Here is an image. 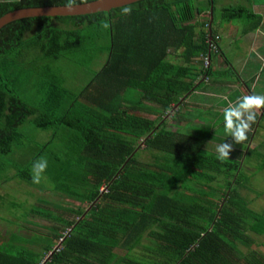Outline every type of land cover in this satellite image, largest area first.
Listing matches in <instances>:
<instances>
[{
	"label": "trees",
	"instance_id": "trees-1",
	"mask_svg": "<svg viewBox=\"0 0 264 264\" xmlns=\"http://www.w3.org/2000/svg\"><path fill=\"white\" fill-rule=\"evenodd\" d=\"M218 1L142 0L125 6L129 13L27 18L0 30V173L13 172L3 181L33 185V162L46 157V191L77 203L39 199L29 214L52 225L23 224L33 237L12 234L6 242L15 246L0 250V264H264L263 252L241 251L253 245L248 232L264 235V215L237 192L243 155L219 161L207 151L209 128L192 130L186 118L190 96L214 74L212 55L224 56L213 28ZM242 1L224 6L220 19L242 20L244 34L255 32L262 17L249 8L253 0ZM65 5L0 2V17ZM32 49L40 54L29 59ZM103 52L99 70L74 95L48 64ZM168 120L188 130L168 129ZM28 123L52 132L30 151ZM143 150L150 162L140 160Z\"/></svg>",
	"mask_w": 264,
	"mask_h": 264
},
{
	"label": "rangeland",
	"instance_id": "rangeland-1",
	"mask_svg": "<svg viewBox=\"0 0 264 264\" xmlns=\"http://www.w3.org/2000/svg\"><path fill=\"white\" fill-rule=\"evenodd\" d=\"M242 0H219L217 5V10L215 12L214 16V25L213 28L215 31L219 30V28L225 27V34L226 37L230 38L231 35L239 32L237 36H234V38L230 39H224L225 43V49L224 52L226 56L229 58L231 55H236L239 58L242 59H250V61H255V49L257 46H253L251 48V37H242V29L245 26V23L242 22V20H234L231 23H223L220 19V12L221 9L224 6H233L238 3H242ZM254 5L249 6V8L257 12V14H261L263 16L264 14V0H253ZM264 17V16H263ZM206 20L205 16L199 17V21ZM263 25V24H262ZM262 27V26H261ZM264 34V26L261 29ZM231 34V35H230ZM29 34L27 35V37ZM26 37V38H27ZM264 40V36H260ZM101 41L104 43V46H106L105 40L101 39ZM101 41L99 40V46ZM98 43V42H97ZM101 47V46H100ZM239 48V49H238ZM238 52H237V51ZM29 56L27 58L31 59L32 57H36L39 55V51L37 50H31V53H28ZM106 57V52H103L101 54H98L94 60H91L89 57H86L84 55H81L79 57H71L69 59H73V63H71V60L66 58H60L59 61L63 63H57V61H49L50 63V69L54 70L53 72L56 73V76H61L64 78V88H67L70 90V92L74 95L77 94L84 85L91 79L93 71L99 70V65L102 61H104V58ZM212 62L215 61V55H212ZM58 60V59H56ZM175 62H180L177 59H173ZM54 62V63H53ZM56 62V63H55ZM59 64V66H57ZM82 65V66H79ZM57 66V67H56ZM227 80L231 79V77L226 76ZM235 78V77H234ZM232 80V79H231ZM34 89L28 90V95L30 98L38 96L34 95ZM35 102H37V99H34ZM192 101H206L205 95H198V96H190L188 102L189 106L186 108L188 109V114L186 115V118L189 122V124H192ZM197 113L200 115L199 121H201L206 127H210L209 123L212 120V116L208 114V116L204 113V110H198ZM263 125V123H262ZM188 125L186 123H177L173 122L171 120H168L167 122V128L168 129H178L180 131L186 132L188 130ZM205 129V132L207 129ZM195 128H192L194 130ZM210 130V129H209ZM23 131L25 132L27 138L23 141L24 146L28 148V151L31 150V148L35 149L39 145H42L49 141V138L51 137L52 132L51 131H40L35 129L31 124H27L24 126ZM210 132V131H209ZM211 133V132H210ZM216 135H222L227 139L229 142H232L230 140V137L226 135L225 131L223 130V134H220L219 132L215 133ZM210 143V141H209ZM209 146V145H208ZM207 151H210L209 148H207ZM252 152H250L249 155H251ZM140 160L144 162H150L152 160V153L143 150L140 155ZM249 162V157L246 158V163ZM0 250L4 251L6 249H11L15 245H12L8 242V238L12 236V234L22 235L27 238H32L33 233L32 231H28L26 226H24L26 223L29 225L35 226V224L42 225V226H51L52 222L36 217L31 216L29 214L30 209L37 203L39 199H45L49 202H53L56 204H69L72 203L77 206V203L67 201L63 197L55 194V193H49L46 190H49L51 187V181L48 178H43L39 184L33 183V185H29L24 181H21L19 179L12 178L8 182H4V177H8L9 175H12V171H7L5 174L0 173ZM43 190H42V188ZM87 205H84V207ZM38 207V206H36ZM44 206L43 208H45ZM40 208V207H39ZM24 224V225H23ZM27 225V227L30 229V226ZM147 242V240L145 241ZM150 242V241H149ZM152 242V241H151ZM18 245V244H17ZM8 246V247H7ZM254 249V247H242V252H248L250 250ZM264 252V248L261 246V249H259Z\"/></svg>",
	"mask_w": 264,
	"mask_h": 264
},
{
	"label": "crops",
	"instance_id": "crops-1",
	"mask_svg": "<svg viewBox=\"0 0 264 264\" xmlns=\"http://www.w3.org/2000/svg\"><path fill=\"white\" fill-rule=\"evenodd\" d=\"M13 1L17 0H0V2ZM263 16L261 15L263 25L258 30L247 34L241 32L243 38L251 37V48L257 46L255 49L256 60L253 62L236 55H231L228 58L224 52V39L234 38L239 32L230 34L231 37L228 38L225 34V27L217 30L219 46L224 56L219 53L214 54L215 61L212 62L214 74L205 81L201 89L192 94L193 96L202 94L206 98V101H192V128L200 127L203 124L199 121L198 110H204L207 116L210 114L213 117L209 123L212 139L207 144L211 153L217 154L216 146L221 143H233L222 135L215 136L216 132L223 134V110L228 106L229 101L235 103L238 98L244 95H264V40L260 37L264 36L261 30L264 26ZM225 60L229 63L226 64ZM228 75L232 80H227L226 76ZM248 134L249 139L243 145L233 143L234 150L230 153L229 159L237 160L243 155L241 160L243 179L237 187V192L244 199L248 209L257 215H264V110H261L256 122L252 125V131ZM230 140H232L231 137ZM250 152H252L251 155H249ZM247 157H249V162L246 163ZM220 179L223 178L220 177ZM247 234L253 240L251 247L254 249L252 250L261 251L259 250L261 246L264 248V235L252 232Z\"/></svg>",
	"mask_w": 264,
	"mask_h": 264
},
{
	"label": "clouds",
	"instance_id": "clouds-1",
	"mask_svg": "<svg viewBox=\"0 0 264 264\" xmlns=\"http://www.w3.org/2000/svg\"><path fill=\"white\" fill-rule=\"evenodd\" d=\"M76 0H67V7H71ZM124 13L130 9L125 7ZM108 27L107 23L103 25ZM264 110V95H244L235 103L229 101L228 106L223 110V127L227 136L231 137L234 144L243 145L249 138L248 133L252 131V125L256 122L257 116ZM233 143H221L216 146L217 159L221 162L229 160L230 153L234 150ZM48 167L46 157H40L33 162L32 182L39 184L43 179V173Z\"/></svg>",
	"mask_w": 264,
	"mask_h": 264
},
{
	"label": "water",
	"instance_id": "water-1",
	"mask_svg": "<svg viewBox=\"0 0 264 264\" xmlns=\"http://www.w3.org/2000/svg\"><path fill=\"white\" fill-rule=\"evenodd\" d=\"M142 0H95L82 4H75L71 7L65 6H48V7H38V8H23L14 10L6 13L0 17V30L6 25L27 18H39V17H74V16H85L92 15L101 12H110L111 10L122 8L125 6L132 5L134 3L140 2ZM212 7L210 9V22H209V49L208 58L211 52V41H212ZM184 99L181 100V102ZM180 104H177L172 110H176ZM171 112V113H172Z\"/></svg>",
	"mask_w": 264,
	"mask_h": 264
}]
</instances>
